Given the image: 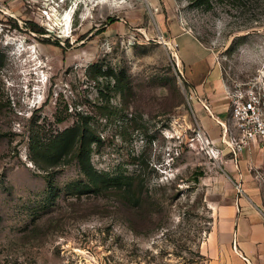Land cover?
<instances>
[{"label": "rangeland", "instance_id": "obj_1", "mask_svg": "<svg viewBox=\"0 0 264 264\" xmlns=\"http://www.w3.org/2000/svg\"><path fill=\"white\" fill-rule=\"evenodd\" d=\"M173 23L211 50L217 97L190 92ZM235 83L264 92V0H0V264H210L247 181L264 210V140L236 154L219 140ZM73 125L127 192L83 185L71 151L45 157Z\"/></svg>", "mask_w": 264, "mask_h": 264}, {"label": "crops", "instance_id": "obj_2", "mask_svg": "<svg viewBox=\"0 0 264 264\" xmlns=\"http://www.w3.org/2000/svg\"><path fill=\"white\" fill-rule=\"evenodd\" d=\"M170 30L190 92L217 97L214 95L221 92L220 66L211 50L181 24L173 23ZM209 109L213 112L215 105ZM215 231L216 255L210 264H264L260 196L251 182L247 181L244 191L222 208Z\"/></svg>", "mask_w": 264, "mask_h": 264}, {"label": "built area", "instance_id": "obj_3", "mask_svg": "<svg viewBox=\"0 0 264 264\" xmlns=\"http://www.w3.org/2000/svg\"><path fill=\"white\" fill-rule=\"evenodd\" d=\"M163 42L166 43L164 39ZM176 46V42L169 44L173 56H176V53L172 49H176ZM254 85L235 83L226 90L229 123L218 120L222 128L219 140L224 148L233 154L252 142L264 140V92L260 86ZM204 106L208 109L207 105ZM262 222L264 224V210Z\"/></svg>", "mask_w": 264, "mask_h": 264}, {"label": "trees", "instance_id": "obj_4", "mask_svg": "<svg viewBox=\"0 0 264 264\" xmlns=\"http://www.w3.org/2000/svg\"><path fill=\"white\" fill-rule=\"evenodd\" d=\"M215 0H187V5L192 7L203 8L205 10L213 7ZM235 6H245L249 2H258L259 0H218ZM56 44L59 45L58 42ZM82 127V126H81ZM79 125H73L65 128L62 132L56 135L49 146L47 147L45 157L50 162L59 160L63 155L72 152L75 155L76 161L86 178L83 185L96 189L103 186H116L127 192L125 181L120 174L109 175L106 172L99 171L93 167L90 162L91 143L96 139L93 133L87 129L81 128ZM92 191V190H91Z\"/></svg>", "mask_w": 264, "mask_h": 264}, {"label": "bare ground", "instance_id": "obj_5", "mask_svg": "<svg viewBox=\"0 0 264 264\" xmlns=\"http://www.w3.org/2000/svg\"><path fill=\"white\" fill-rule=\"evenodd\" d=\"M59 20L62 21V23L59 25L60 26L59 28L62 29L63 32H66V30L68 29L67 28L68 21L70 20L69 19V12H65V14L63 15V17H61Z\"/></svg>", "mask_w": 264, "mask_h": 264}]
</instances>
